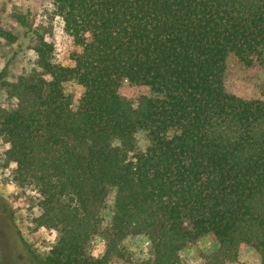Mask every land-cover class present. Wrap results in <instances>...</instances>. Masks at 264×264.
Wrapping results in <instances>:
<instances>
[{
    "label": "trees",
    "instance_id": "obj_1",
    "mask_svg": "<svg viewBox=\"0 0 264 264\" xmlns=\"http://www.w3.org/2000/svg\"><path fill=\"white\" fill-rule=\"evenodd\" d=\"M50 1L79 48L73 66L54 63L34 30L36 68L12 82L0 70L14 100L0 106L4 160L38 195L36 224L56 232L28 264H109L136 236L150 244L146 264H181L208 235L218 247L204 264L234 262L240 245L264 264V89L245 100L223 83L229 54L264 69V0ZM0 40L16 36L0 25ZM72 79L83 88L75 110L62 88ZM123 81L150 96L132 104L118 94ZM97 237L103 251L92 255Z\"/></svg>",
    "mask_w": 264,
    "mask_h": 264
},
{
    "label": "rangeland",
    "instance_id": "obj_2",
    "mask_svg": "<svg viewBox=\"0 0 264 264\" xmlns=\"http://www.w3.org/2000/svg\"><path fill=\"white\" fill-rule=\"evenodd\" d=\"M0 25L16 36L14 43L0 40V70L7 65V80L12 82L18 76L36 68V57L32 51L33 31L45 35L53 44V62L62 66H73L71 55L79 51L63 32L60 18L55 16L50 0H0ZM225 90L245 100L261 99L264 89V69L256 64L246 65L232 54L225 62L223 77ZM64 94L71 101L73 110L78 106L83 88L72 79L62 84ZM118 94L132 104L140 97L150 96L148 88L123 81ZM14 100L0 91V106L8 109ZM140 149L146 146L145 135L137 133ZM7 145L0 138V264H28V250L36 254L46 253L55 243L56 232L36 224L39 211L36 206L38 195L30 188H20L12 180L14 165L6 164L3 153ZM113 190H110L102 210L103 226L109 224L112 212ZM7 208L13 216L11 223L3 213ZM125 248L123 260L109 264H146L151 260L149 242L143 236L129 237L122 242ZM218 245L208 235L188 245L180 254L181 264H204V256L217 249ZM103 241L94 238L90 243L92 255L101 254ZM259 255L250 247L240 245L234 262L225 264H259Z\"/></svg>",
    "mask_w": 264,
    "mask_h": 264
}]
</instances>
